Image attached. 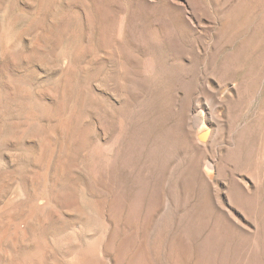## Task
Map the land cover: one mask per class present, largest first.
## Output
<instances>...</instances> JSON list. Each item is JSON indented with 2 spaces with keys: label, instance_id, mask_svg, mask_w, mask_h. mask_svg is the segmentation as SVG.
I'll return each mask as SVG.
<instances>
[{
  "label": "rangeland",
  "instance_id": "obj_1",
  "mask_svg": "<svg viewBox=\"0 0 264 264\" xmlns=\"http://www.w3.org/2000/svg\"><path fill=\"white\" fill-rule=\"evenodd\" d=\"M5 224L0 264H264V0H0Z\"/></svg>",
  "mask_w": 264,
  "mask_h": 264
},
{
  "label": "bare ground",
  "instance_id": "obj_2",
  "mask_svg": "<svg viewBox=\"0 0 264 264\" xmlns=\"http://www.w3.org/2000/svg\"><path fill=\"white\" fill-rule=\"evenodd\" d=\"M211 167V166H210ZM201 171V170H200ZM202 175V174H201ZM229 198V197H228ZM6 218V217H5ZM12 220V219H11ZM11 222V221H10ZM5 226H8V225H4L3 227L2 226H0V241L7 235V231H8V229L7 228H5ZM3 241V240H2ZM1 245V244H0ZM82 258V257H81ZM83 259V258H82ZM90 261V260H89ZM87 262V264H89L88 263V261H86ZM91 262V261H90ZM84 263V262H83ZM91 264V263H90Z\"/></svg>",
  "mask_w": 264,
  "mask_h": 264
}]
</instances>
